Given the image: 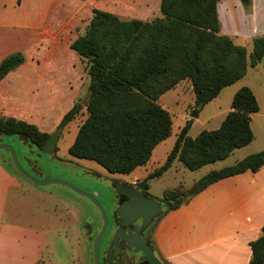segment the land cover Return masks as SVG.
Segmentation results:
<instances>
[{"label":"trees","instance_id":"16d2710c","mask_svg":"<svg viewBox=\"0 0 264 264\" xmlns=\"http://www.w3.org/2000/svg\"><path fill=\"white\" fill-rule=\"evenodd\" d=\"M218 1L161 0V15L150 20L121 19L112 12L93 10L85 31L70 43L87 60L90 77L87 117L69 147L71 156L96 161L112 173H131L146 164L155 146L172 133V114L158 101L163 93L189 79L195 107L201 109L222 88L242 78L249 65L264 60V34L252 38L248 61L246 46L221 32ZM241 2L248 7L252 0ZM23 61L24 54L19 51L4 57L0 80ZM82 108L80 101L73 103L60 120V132ZM259 108L253 90L242 86L218 128L190 137L192 119L186 120L164 163L137 180V185L148 193L150 179L162 175L175 160L194 170L249 144L254 139L251 114ZM0 133L19 135L40 148L54 141L51 133L34 123L2 115ZM1 161L10 172L25 178L4 158ZM263 165L264 149L209 171L191 189L181 184L167 189L163 201L169 210L175 209L185 195H195L212 183L247 170L256 172ZM250 246L248 264H264V225Z\"/></svg>","mask_w":264,"mask_h":264},{"label":"rangeland","instance_id":"374dc122","mask_svg":"<svg viewBox=\"0 0 264 264\" xmlns=\"http://www.w3.org/2000/svg\"><path fill=\"white\" fill-rule=\"evenodd\" d=\"M62 2L65 1L62 0ZM256 3H258V11H261L263 9L261 1ZM251 6L252 2L248 7H245L246 10H250ZM87 23L89 22L86 17H82L77 25L71 29L68 27L66 32H63L64 34L57 44H70L78 35L85 31ZM233 37L236 43L245 44L249 61L252 39H244L239 36ZM43 44H48V42ZM67 50L75 54V75L71 74L68 80L65 79V83L58 84L57 93H52V95L56 101L65 95L63 98H65L66 107H71L73 100L74 102L80 101L83 104L80 113L60 132L58 125L64 115L62 109L65 106L61 105L59 108L51 105L52 124L47 128L46 132L54 136V141L48 142L43 148L26 141L16 134L3 135L0 143L12 146L21 166L38 180L57 179L69 182L84 192L93 195L99 201L109 221L107 230L99 242L101 264H103L107 243L113 233L114 183L122 180L132 183L135 175L145 177L149 172L161 166L174 146L177 134L186 120L192 119V125L188 130L190 137L197 136L204 129L218 128L231 109L234 94L242 86H249L253 90L260 106L257 112L251 114L254 139L249 144L236 148L225 159L205 164L194 170L186 167L180 160H175L172 166L162 175L150 179L148 194L161 200L162 205V214L154 218L150 232L152 233L156 252L161 256L160 246L158 247L156 244L158 237L155 235L159 234V232L163 248L166 251H174L185 247L187 243L213 240L216 237L221 238L229 234L234 231L236 226L231 223V219L237 218V222L241 220L244 223H250L249 221L251 220L252 222L264 221V190H261L259 184H256L253 190H250L251 186L249 187L248 177L241 179V181L236 179L242 183L241 190L236 191L237 182L235 185L231 183L230 186L224 189V193L221 192L220 184H218L212 187L211 190L214 191H212L211 196L210 193L205 194V192H199V194L195 195L187 194L179 207L180 210H177V212L174 209L169 210L168 204L163 201V196L167 189L175 188L178 184H181L182 188L187 190L191 189L195 182L209 171L233 165L245 156L264 149V60L255 66L249 65L246 74L242 78L222 88L219 94L201 109L195 107V95L189 79L182 80L180 85L163 93L158 101L172 114L173 128L171 135L155 146L146 164L137 167L132 173L121 174L109 172L96 161L75 158L69 153V147L74 142L79 127L87 117L86 104L90 97V77L87 72V60L82 59L71 47ZM42 76L41 74V78L37 77L35 81L38 82L40 93L45 90L46 94L49 81L53 76L46 78H42ZM25 99H27L25 95L21 97L20 94H14V102L20 104V107H22V102ZM14 106L18 105L14 104ZM196 109L199 111L198 115L193 116V112ZM55 147L57 149H54ZM9 151L8 148H0V160L4 158L5 163L14 169L15 165L12 158H10L11 152L9 153ZM178 161H180V165L175 168ZM19 178L31 184L37 190L44 192V197L36 196L33 198V202L42 203L47 209L51 208L48 213L50 218H53L55 203L57 204L63 199L69 202V210L65 211V213L68 214L66 215V221L70 220L69 222L72 226L70 235L65 237L62 232L58 235L54 234L42 262L39 263L94 264V240L102 230L104 223L103 214L97 204L90 197L61 183L39 184L20 175ZM228 191H232V195H229ZM239 191L243 194L241 198L238 196ZM213 194L216 196L215 199H213ZM11 197H14V192L11 193ZM27 198L28 196H24V201H27ZM195 200L200 202L209 201L207 208L202 210V214L194 212L195 208L193 205ZM188 203L191 204L189 207L186 206ZM77 231L80 232V235L76 233ZM180 238H183V240Z\"/></svg>","mask_w":264,"mask_h":264},{"label":"crops","instance_id":"0c3cea01","mask_svg":"<svg viewBox=\"0 0 264 264\" xmlns=\"http://www.w3.org/2000/svg\"><path fill=\"white\" fill-rule=\"evenodd\" d=\"M64 1L20 0L18 3L17 0H0V62L13 52L24 54V61L0 80V115L34 123L42 131H47L52 124L51 107L65 106V95L57 102L52 93H57L58 84L65 83V79L68 80L71 74L75 75V54L67 50L70 44H57L68 27L73 28L82 17H86L89 22L94 9L112 12L121 19L150 20L161 15V0ZM258 1H261L263 6L261 11L257 9ZM217 11L221 32L232 38L239 36L252 39L264 34V0H252L250 10H246L241 0H220ZM46 42L48 44H43ZM41 74L42 78L53 76L46 94L45 90L40 93L38 82L35 81L37 77L41 78ZM178 85L180 82L176 86ZM14 94L27 96L22 102V107L14 102ZM73 103L74 100L71 105ZM69 107L65 106L63 112ZM179 165L180 161L175 168ZM245 177L249 178L250 190H253L256 184L264 190L263 165L256 172L247 170L221 179L201 192L210 193L211 196L214 191L211 190L212 187L220 184L219 188L224 193V189L231 183L235 185L237 182L236 191L241 190L242 183L239 181ZM142 178L135 175L133 182ZM12 192L14 197H11ZM238 193L241 198L243 194L241 191ZM228 194L232 195V191H228ZM24 196H28L27 201H24ZM36 196L45 195L10 172L0 160V264H40L54 234L62 232L65 237L70 235L72 226L70 220L66 221L68 214L65 213L69 210V202L63 199L55 203L53 218H50L48 213L51 208H45L42 203H34L33 198ZM215 198L213 194V199ZM208 202L195 200L194 212L202 214ZM190 205L188 203L186 206ZM179 207L174 209L175 212L180 210ZM230 213L232 214L231 211ZM249 222L231 219V223L236 226L229 234L209 239L210 241L187 243L185 247L174 251H166L163 248L159 232L155 234L158 237L156 244L160 246L161 257L169 264H248L252 257L250 241L261 234L264 225V221ZM76 233L80 235L79 231Z\"/></svg>","mask_w":264,"mask_h":264},{"label":"water","instance_id":"95a60500","mask_svg":"<svg viewBox=\"0 0 264 264\" xmlns=\"http://www.w3.org/2000/svg\"><path fill=\"white\" fill-rule=\"evenodd\" d=\"M198 112L199 111L196 109L193 112V116H197ZM2 137L3 134L0 133V140L2 139ZM0 148H8L10 150L11 158L13 160L16 169L19 171V173L24 175L27 179L31 180L32 182L39 184L58 182L64 184L72 188L73 190L90 197L95 202V204H97V206L100 208L103 214L104 223L102 230L94 240L93 257H94V264H100L99 242L107 230L108 216L102 205L99 203V201L93 195L84 192L83 190L79 189L78 187H76L75 185L69 182L63 180H57V179L48 180V181L38 180L33 174H31L29 171L25 170L21 166L16 156V152L12 146L0 143ZM114 185L119 194L126 195L128 198L122 205L119 206L118 213L123 218L125 226L127 228L129 227L130 231L134 233V235L130 239V243L132 247H134L138 251H141L142 254L145 256V258L149 260L150 264H166L155 256L153 248L151 247L150 244L147 243V239L138 235V232L145 225H147L154 216H156L161 211V206L158 200L154 197H150L146 195L145 191L138 190L133 186H129L128 184H122L121 182H116Z\"/></svg>","mask_w":264,"mask_h":264},{"label":"flooded vegetation","instance_id":"af4514ba","mask_svg":"<svg viewBox=\"0 0 264 264\" xmlns=\"http://www.w3.org/2000/svg\"><path fill=\"white\" fill-rule=\"evenodd\" d=\"M116 182H121L122 184H128L129 186H133L138 190H143L137 185V181L132 183L126 182L124 180L116 181ZM113 190H114L113 196L115 201V209L112 219L113 233L107 243L106 251L104 252L103 264H150L149 260L145 258V256L142 254L141 251H138L134 247H132L130 243V239L132 238L134 233L130 231L129 227L127 228L125 226L123 218L118 213L119 206L122 205L128 198L126 195L119 194L115 188V185L113 187ZM146 195L150 196L148 193H146ZM158 202L162 207L161 200H158ZM161 213H162V209L156 216L152 218V220L147 225H145L138 232V235L147 239V243L150 244L151 247L153 248L156 257H158L162 262L169 264L156 252V247L152 240V233L150 232L152 221ZM93 263H94V257H93ZM99 263H100V255H99Z\"/></svg>","mask_w":264,"mask_h":264}]
</instances>
